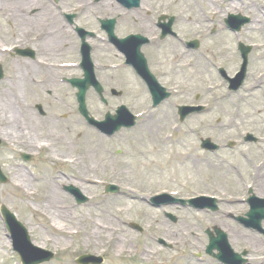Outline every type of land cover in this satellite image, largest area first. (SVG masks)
<instances>
[{
  "label": "rangeland",
  "instance_id": "rangeland-1",
  "mask_svg": "<svg viewBox=\"0 0 264 264\" xmlns=\"http://www.w3.org/2000/svg\"><path fill=\"white\" fill-rule=\"evenodd\" d=\"M8 1L10 6L5 8V11L10 13L12 10L10 7L19 3ZM64 1L61 2L67 8H72L80 2ZM163 1L166 3L161 2L156 8L153 7L155 4L151 5V8L149 3L145 4L149 8L148 12L140 14L148 17L149 25L140 26L138 14L130 15L126 19L129 26L127 31L136 29L132 24L135 19L137 23H133L149 36L148 32L154 35L158 33L153 25L156 20L155 9L164 10L167 8V3H170L173 12L178 15L177 40L165 42L159 50L145 49L147 53H151L149 62L158 64L162 69L170 70L175 74L172 82L165 81L166 85L175 87V94L163 106L156 110L151 108L149 92L133 71L104 69L107 64L121 59L116 56L115 51L109 53L111 51L105 50L103 48L105 46L101 45L94 54L93 60L99 66L96 75L106 90L105 98L108 104L104 105L97 94L90 90L87 94L90 115L101 121L107 113L114 114L119 105L125 104L131 113L140 116L134 129L122 130L112 138L105 137L87 125L78 112L77 91L62 82L63 78L82 77L81 72H57L46 70L41 66L39 68L42 71H31L27 81L19 80L20 85L10 91L12 83H17L16 73L25 69L22 62L29 60L6 57L3 64L4 67L6 66V79L0 82V116L5 117L7 110L2 105L8 104L16 111L18 122L8 128L0 125V138L3 141L0 147V166L9 179L7 184H0V207L5 205L17 216L29 230L33 244L55 255L47 264H76L78 257L85 254L103 257V264H220L205 252L209 243L206 231L214 226L229 234V242L235 252L240 253L246 248L252 253L255 261L262 263L264 261L263 237L244 229L230 218L232 215L243 216L248 212L246 199L249 188H252L258 197L264 198V184L254 178L258 172L264 174V102L242 103L252 94L253 78L259 79L264 75V69L258 68L259 56L264 53V35L258 30L260 23H264V0H218L214 3L205 0ZM28 4L25 6H29ZM108 5L110 6L106 2L102 7L100 5L101 8L98 6L99 18L118 15V12H106L108 10L105 8ZM250 6L253 10L249 9ZM24 14H29L27 7L24 9ZM230 14L249 15L253 24L246 25L237 33L229 31L225 19ZM8 17L7 14L0 13V45L28 43L27 46H32V35L38 31L40 25L35 24L23 29L26 32L24 35L21 31L22 26L17 24L14 18H12L13 22H9L10 26L9 23L5 24ZM85 20L92 21L89 26L97 28L99 37H103L99 23L92 16V12L83 16V21ZM41 28L53 31L46 26ZM149 28L152 31H149ZM56 29L59 33L57 38L60 40L55 45L56 53L60 56H52V52L47 53L48 55L44 54L40 51L42 50L40 47L38 59L42 60L39 61L57 63L77 60L78 54L72 52V47L64 48L67 49L65 52L60 47L61 41L69 44L70 39H67L68 36L59 27ZM213 29H216L217 36L203 41L201 51H190L185 47L183 41L199 39L204 35L213 36L215 35L212 33ZM25 40L28 42H24ZM239 43L254 45L255 48L249 57V78L246 86L240 93L229 96L227 89L221 84L223 80L218 75L217 68L223 67L229 75L240 69L239 64L242 63V59L238 51ZM58 48L62 51L59 52ZM202 51L203 56L200 55ZM36 61L33 63L37 64ZM193 62L197 64L194 69L189 67ZM211 63L216 65L215 68ZM49 70L54 77L59 78L49 81L46 76ZM44 79L45 86L33 84L34 80ZM111 89L122 91L123 96L111 97ZM252 96H264V92H254ZM197 97L199 100H196ZM38 104L43 106L47 113L46 117H40L37 113ZM182 104H201L206 106V112L178 125L177 106ZM29 107H31L30 113L37 118V121L33 122L32 118L29 119ZM55 118L67 125L71 133L69 135L71 143L69 151L64 143H60L55 144L50 152L55 158L72 157L78 160L76 170L70 171L68 164L50 165L46 161L47 151L38 149L39 141L50 136L54 139L58 133L66 131L64 127L58 131L50 127L51 121ZM247 132L261 137L260 144H245L242 138ZM84 138L92 142L88 144ZM96 138L100 140L97 147ZM202 138H210L221 145L222 149L216 154L201 150ZM230 142H237L232 149L227 148ZM24 154L31 156L30 161L23 159ZM108 165L110 167H107ZM47 170H50L49 173L55 178H64L63 176L71 173L77 174V171L96 178V185H87L88 187L83 189L84 195L90 198L83 206H76L74 196L66 191V187L71 186L83 191L77 184H58L63 198L67 199L70 205L75 206V210L72 211L76 216L106 223L105 213L110 206H116L113 208L117 209V205H131L130 193L147 199L140 202L139 206L127 210L126 213H120V222L114 223V227L122 231L123 238L126 236L127 253L115 260L110 253L112 248L110 249L109 246H98L80 235L64 239L55 234L49 218L34 213L35 207L42 208L39 205L43 203L29 199V196L16 186V182L20 184L24 182L17 175H24L28 184L26 187L29 189V177H43ZM30 183L36 196L45 194L44 187L34 182ZM108 184L117 185L121 193L105 194ZM163 192L179 198L216 196L221 202L220 210L217 213L206 214L176 206L164 209L152 207L149 203L150 197ZM227 202L231 203L227 204ZM166 213L176 216L178 222L172 223L166 218ZM132 224L139 225L143 232L136 231ZM67 228L70 230V227ZM161 228L168 229L174 236L163 235ZM176 234L186 236V241ZM162 240L165 244L160 243ZM64 248L66 251H63ZM143 249L154 250L155 258L150 260L146 257L141 258ZM104 251H107V254H104ZM0 264H22L19 256L12 249V242L1 215Z\"/></svg>",
  "mask_w": 264,
  "mask_h": 264
},
{
  "label": "bare ground",
  "instance_id": "bare-ground-1",
  "mask_svg": "<svg viewBox=\"0 0 264 264\" xmlns=\"http://www.w3.org/2000/svg\"><path fill=\"white\" fill-rule=\"evenodd\" d=\"M32 1H36V0H29V2H32ZM205 1L209 3L210 2L214 3L218 0H205ZM1 8H7V7L4 6L3 2L0 0V9ZM22 9H25L24 3L22 4L20 3L19 5L17 4L15 6V9H14L15 11L13 15L17 18V22L20 25L25 24V29H27L29 27V24L35 21L29 16H27L26 14H25L26 16H24V11H22ZM128 13L133 14L132 12H128ZM45 15H49V17H53L55 23L59 22V18L56 17L55 12H53L51 8H48L44 15L36 16V20H40V21L43 20L45 18ZM258 30L264 35V23H260ZM69 37L72 38V35L70 33H69ZM59 41L60 40L57 38V36L52 37L51 39L45 42L43 51L47 53L54 51L56 49L55 45ZM259 61H260V64L258 65V68L260 67L261 69H264V53L259 56ZM22 63L25 69L24 70L21 69L20 71L16 73L15 77H16L17 83H12V85L10 86V91L12 89H16L17 86L20 85V83H18L19 80L22 81L24 79L27 81L31 73L30 69L31 70L34 69L31 62L25 61ZM46 76L49 81H52L55 78H58V77H54V75L52 74V71H49V73ZM253 82H254V87H253L254 90H256L257 92L258 91L264 92V87H263L264 86V75L260 77L259 79L254 78ZM261 101L264 102V96L251 97L250 99L244 100L242 102L244 103L248 102L249 104H253V103H261ZM2 106L6 108L7 111L6 110L4 111H6L7 114L5 115V117L0 116V125L3 126L4 128H8V126H10L11 124H16L18 122V118L16 115L17 113L13 108H10L8 104L2 105ZM31 118L33 122L37 121V119L32 116V114L30 113V109H29V119ZM50 127L57 129V131L63 129L62 127H64L66 131L64 130L62 131V133H58L54 139L52 138V136H50V138L40 141L38 148L45 149L47 151L46 161L50 165H53L54 163L68 164L70 171L76 170L78 167V161L74 160L71 157H68L67 159L55 158L50 152V150L54 148L55 144H60V143H64V145H66L69 151V147L71 143V139L69 135L71 133L69 129L67 128V125H65V123L58 120L57 118H55L54 120L51 121ZM84 140L88 144L92 142V140L88 142L86 138H84ZM95 142H98V144H96V147L97 145L99 146L100 140L98 138L95 139ZM107 167H110V165H108ZM49 172L50 170H47L44 173L43 177L41 176L40 178H35V177L30 176L29 177V189L26 187L28 186V184H27L26 179L24 178V175L23 174L17 175L24 182L21 184L16 182V186L21 188L23 192L26 193V196H29V199L36 200L38 202L42 201L43 203L42 205H39L42 208H39L38 206L35 207L34 213L41 214V216L49 218L52 222V229L55 231L57 235H60L64 239H68L69 237L74 236V235H80L84 239H88L91 242H95L98 246H101V247L109 246L110 249L112 248V251L110 250V253L115 260L117 258H120L123 254L127 253L126 244L128 241L126 239V236L125 238H123L124 235L122 234V231H120L118 227H114V223L120 222V219H119L120 213L121 214L126 213L127 210L132 209L134 206H139L141 197L137 196L134 193H130V196H131L130 201L132 202L130 206H126V204L117 205V209L113 208L116 206H110V208H108V211H106L105 213L106 218L104 221L106 223L96 221L95 219H92V218H85L84 216H81V217L76 216L75 213L72 211L73 208L68 202V200L63 198V194L60 192L58 184L59 185L61 183L63 185L64 184H68V185L77 184V186L83 190L88 187L87 185L89 183H91L90 181H88L91 178V175L90 174L84 175L80 171H77V174L71 173L69 175L63 176L64 178H55V177H52L51 173ZM259 177H260L259 174L255 176L256 179H258ZM262 178L264 179V175L262 176ZM30 182H34L37 185L44 187V191H46L45 194H43L42 196H36V193L33 191V189H31L32 187H31ZM262 183L264 184V181H262ZM19 188L18 190H20ZM82 193L85 194L84 190L82 191ZM146 213H148V211H146ZM67 227H70V230H68L69 228ZM161 230L163 231V235L167 234L168 236H174L171 234V232L168 229L164 230L161 228ZM176 235L177 237H181L183 241H186V238H187L186 236H182L180 234H176ZM144 257H146L148 260L154 259L155 251L143 249L141 258H144Z\"/></svg>",
  "mask_w": 264,
  "mask_h": 264
},
{
  "label": "water",
  "instance_id": "water-1",
  "mask_svg": "<svg viewBox=\"0 0 264 264\" xmlns=\"http://www.w3.org/2000/svg\"><path fill=\"white\" fill-rule=\"evenodd\" d=\"M246 58V55H245ZM89 76H88V80H89ZM85 88L80 91L79 94V102H80V109L82 111V113L87 117L88 114L85 111V104H84V93L85 90H88L90 83L85 82L84 83ZM99 92H101V88L99 86H97ZM181 111V116H182V120L185 118V116L187 115V112L185 111L184 108H180ZM123 113H126L125 110H123ZM118 118V117H117ZM117 118H112V117H108V120L106 123L103 124H108V123H112L115 119ZM117 123L114 124L113 129L114 130H118L122 125H125L127 127H131L134 125V118L129 116L128 114H126V118L124 120H119L116 121ZM209 141L204 142V147H207ZM0 181L1 182H6V179L4 178V176L1 173L0 170ZM259 203L254 202L253 203V210L252 212L248 215L250 217V222L251 224H253L252 226H255L257 228H260L261 225V221L264 219V212H263V208L264 206L258 207ZM2 214L5 218L6 224H7V228L9 229V231L12 233L13 235V240H14V246L16 251H18V253L20 254L22 261L24 264H41L45 261H49L51 259L50 258H41L39 257V259L37 261H33L30 262L29 261V248H31L30 243H29V237L26 233V230L22 227V225L16 221L15 217L9 212L7 211L6 208H2ZM216 240H212L211 243V247L210 250L213 249L214 247H216ZM220 242V249H222L223 252H227L230 255V258L234 260V262H236L239 257L236 255L232 254V251L229 249V246L227 244V239L226 236L221 235L219 241ZM224 256V253H222V258ZM218 258H221V256H218ZM84 261H81V263L83 264ZM234 262L232 264H234Z\"/></svg>",
  "mask_w": 264,
  "mask_h": 264
},
{
  "label": "flooded vegetation",
  "instance_id": "flooded-vegetation-1",
  "mask_svg": "<svg viewBox=\"0 0 264 264\" xmlns=\"http://www.w3.org/2000/svg\"><path fill=\"white\" fill-rule=\"evenodd\" d=\"M76 5H78V4H76ZM75 5V6H76ZM161 5V0H157V3L153 6V7H158V6H160ZM36 6H40V7H44L42 4H37V5H35V4H31V5H29V8L30 7H36ZM74 6V7H75ZM167 7L170 9L171 8V6L170 5H167ZM52 8H53V10H62V8H60V7H58L57 5H52ZM73 8V7H72ZM70 9V8H69ZM43 11H47V9L44 7V10ZM74 25L75 26H85V28L87 29V30H92V27H90L89 25H90V23L92 22V21H90V20H85V21H83V16H81L79 13H74ZM42 21V20H41ZM40 20H38V22H41ZM63 26H66L67 28H68V32L71 34V35H73V36H75V37H77V35H76V33H75V31H74V27L73 26H70V25H68L67 23H66V21L64 20L63 21ZM129 29V26L123 21V22H117L116 23V27H115V31H116V33L120 36V37H123L126 33H127V30ZM128 35V34H127ZM95 37H92L91 39H94ZM91 50H93L92 49V47H91ZM155 75H156V77L159 79V81L160 80H162V79H164V75L163 74H161V73H154Z\"/></svg>",
  "mask_w": 264,
  "mask_h": 264
}]
</instances>
